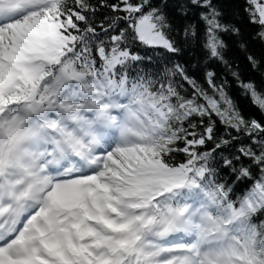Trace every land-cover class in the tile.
Masks as SVG:
<instances>
[{
	"label": "snow or ice",
	"instance_id": "obj_1",
	"mask_svg": "<svg viewBox=\"0 0 264 264\" xmlns=\"http://www.w3.org/2000/svg\"><path fill=\"white\" fill-rule=\"evenodd\" d=\"M190 11L178 39L167 0H0V264H264V89L232 71L246 118L172 63L195 45L231 68L225 36L264 45V0L251 37L218 0ZM136 43L163 67L132 71Z\"/></svg>",
	"mask_w": 264,
	"mask_h": 264
},
{
	"label": "trees",
	"instance_id": "obj_2",
	"mask_svg": "<svg viewBox=\"0 0 264 264\" xmlns=\"http://www.w3.org/2000/svg\"><path fill=\"white\" fill-rule=\"evenodd\" d=\"M151 2L153 4H160L161 0H151ZM183 2L184 0H167L168 14L177 29L176 34L178 39H182V37L179 36V30L185 24L195 23L200 26L197 12L190 11L187 18L180 15L179 7ZM218 2L224 6L226 18L228 20H232L241 25L246 36L251 37L254 34L256 26L247 23L246 14L243 12L245 0H218ZM98 21L99 18H97V22ZM121 26L124 25L121 24ZM225 40L229 43L230 47L226 58L232 65L231 68L220 63H211L206 65L203 61L202 53L195 45L192 47L183 45L182 51L176 54V57L172 63H180L183 65L188 75L195 78L197 82L204 88L208 87L205 82V71H214L216 73V82L218 84H225L226 91L228 92L229 96H231L241 107L242 114L246 118L260 119L261 117L259 112L253 106H251L248 101L239 95V89L237 88L236 81L234 80L231 73L232 71H239L241 77L244 80H252L256 83L258 89H264V45L253 40L249 42L248 51L242 52L235 46L231 38L225 36ZM131 50L144 58L141 62H139L137 68L132 69V71L152 73L156 70L158 63L161 68L164 65L165 56L157 55V53L162 52V50L146 48L138 43L133 44L131 46ZM247 54H251L255 56L258 61H261V66L257 69H252L246 59ZM166 55L170 56L172 54ZM169 66H171V64H169ZM187 87L188 86L185 84V88ZM215 135L217 137L224 135V129L221 125H219V123L217 124ZM242 142L247 143V140L245 138H241V141H234L233 144L224 151V155L236 152V150L241 146ZM213 146L214 145L209 142L206 145V148H211ZM230 175L231 174L225 176V179H229Z\"/></svg>",
	"mask_w": 264,
	"mask_h": 264
}]
</instances>
